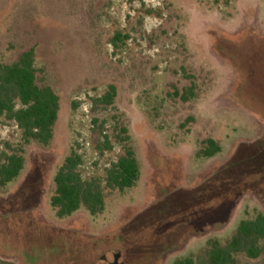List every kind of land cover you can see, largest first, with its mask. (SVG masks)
Here are the masks:
<instances>
[{"label": "rangeland", "instance_id": "obj_1", "mask_svg": "<svg viewBox=\"0 0 264 264\" xmlns=\"http://www.w3.org/2000/svg\"><path fill=\"white\" fill-rule=\"evenodd\" d=\"M117 32L129 38L116 46ZM30 48L61 106L49 145L25 143L0 117V157L20 151L26 160L0 187V264H110L117 252L124 264H174L264 213V0H0V63ZM111 84L115 105L93 110ZM191 86L189 101L176 94ZM118 115L139 181L106 189L100 214L82 207L58 217L59 167L74 147L84 177L104 180L123 152L99 148ZM208 138L222 151L200 156ZM247 159L257 166L233 173ZM237 264H264V255Z\"/></svg>", "mask_w": 264, "mask_h": 264}, {"label": "trees", "instance_id": "obj_2", "mask_svg": "<svg viewBox=\"0 0 264 264\" xmlns=\"http://www.w3.org/2000/svg\"><path fill=\"white\" fill-rule=\"evenodd\" d=\"M129 35L117 32L113 44L126 40ZM37 52L30 48L21 53L12 63H0V117L15 121L23 132L25 143L37 141L49 145L55 135V127L60 112V96L55 89L40 80V70L36 65ZM176 94L184 101L195 96L194 87ZM118 88L109 85L107 91L92 98L93 110H106L115 105ZM74 103V108L77 106ZM114 135L102 130L103 140L99 143L102 152L113 150L115 144L122 145L123 152L107 169L105 179L86 178L81 172L83 155L74 147L65 158L55 175L56 190L51 197V204L60 218L86 208L93 215L102 213L106 207V189L124 192L136 186L141 176V166L136 151L131 143L129 128L119 115L115 117ZM99 126L100 118H94ZM104 127V125H103ZM264 151V147L262 148ZM222 151L217 140H204L200 156L213 157ZM25 156L20 151H4L0 157V187L4 188L18 178L25 167ZM242 164V163H241ZM237 164L235 174L257 166L247 159L242 166ZM241 165V166H240ZM240 166L239 168H237ZM255 168V167H254ZM253 169V168H252ZM238 172V173H236ZM257 259L264 255V213L240 221L233 235L225 242L219 238H210L206 247L198 254L178 257L174 264H237L238 257ZM2 260L0 259V263Z\"/></svg>", "mask_w": 264, "mask_h": 264}, {"label": "water", "instance_id": "obj_3", "mask_svg": "<svg viewBox=\"0 0 264 264\" xmlns=\"http://www.w3.org/2000/svg\"><path fill=\"white\" fill-rule=\"evenodd\" d=\"M122 253L117 252L114 254V261L110 264H124V262L121 261ZM105 258V257H104Z\"/></svg>", "mask_w": 264, "mask_h": 264}]
</instances>
